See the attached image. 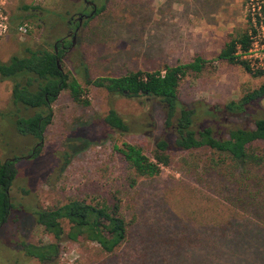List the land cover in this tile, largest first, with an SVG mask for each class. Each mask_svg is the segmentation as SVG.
I'll use <instances>...</instances> for the list:
<instances>
[{
    "label": "rangeland",
    "instance_id": "374dc122",
    "mask_svg": "<svg viewBox=\"0 0 264 264\" xmlns=\"http://www.w3.org/2000/svg\"><path fill=\"white\" fill-rule=\"evenodd\" d=\"M95 5L100 12L82 21L73 47L59 59L63 72L80 86L84 87L81 75L74 72L80 63L94 79L161 70L200 57L206 61L204 68L186 74L177 89L178 100L197 111L195 129L251 126L249 120L237 118L214 123L201 109L235 101L264 81L239 65L215 59L229 35L247 29L246 0H99ZM27 6L31 10L24 11ZM6 13L9 22L7 34L0 38L1 63L24 56L25 49L51 50L56 40L69 42L67 20L85 13V7L82 0H7ZM20 26L25 33L18 31ZM252 41L245 59L252 70L264 71V28L256 30ZM10 90V82L0 81V113L8 110ZM85 96L89 105L83 107L73 103L66 91L59 94L50 105L52 119L41 143L17 134L0 118V160L18 159L8 191L12 210L0 227V264L219 263L224 257L219 247L225 244L214 241L209 226L218 229L230 220L248 222L243 217L247 215L226 200L230 183L212 171L204 173L199 166L205 161L201 152L172 151L168 167L155 177L136 179L131 186L132 171L113 147L133 144L149 157L163 130L160 107L144 98L108 97L92 86L85 87ZM110 108L128 132L103 124ZM259 108L264 113V99ZM255 146L264 151V143ZM33 149H38L36 157L31 156ZM194 163L197 166L191 167ZM71 199L105 204L116 200L128 224L126 241L114 254L97 260L95 244L65 238L49 263L25 257L20 243L53 242L35 223L33 211Z\"/></svg>",
    "mask_w": 264,
    "mask_h": 264
},
{
    "label": "trees",
    "instance_id": "16d2710c",
    "mask_svg": "<svg viewBox=\"0 0 264 264\" xmlns=\"http://www.w3.org/2000/svg\"><path fill=\"white\" fill-rule=\"evenodd\" d=\"M246 4L247 29L229 35L215 59L239 65L251 77H264V71L252 70L243 58L252 46L256 30L264 28V3L246 0ZM23 10L31 9L27 6ZM98 12L96 10L92 17ZM62 44L65 46L56 40L51 50L25 49L24 56H11L7 62H0V81L11 83L9 107L0 113V118L7 120L17 134L41 143L52 119L50 105L62 91L68 93L73 103L83 107L89 105L85 96L88 86L102 89L108 97L144 98L150 105H158L163 114V130L149 157L133 144L122 142L119 147H113L132 171L130 185L133 186L136 179L157 176L162 168L170 165L172 151L201 152L205 161L199 166L204 173L212 171L230 183L232 190L226 200L231 208L247 215L243 217L248 219L245 223L230 220L224 225L227 227L218 229L209 226L214 241L225 244L219 247L224 257L219 263L210 261V264H264V151L255 146L264 143V113L259 108L264 99V81L252 90H245L235 101L201 108L203 116L214 123L237 118L249 120L250 127H226L225 131L210 126L195 129L197 111L178 100L177 89L186 74L201 72L206 64L202 58L195 57L189 63L164 66L156 71H134L119 77L94 79L89 77L86 65L80 63L74 72L81 75L82 87L60 66L59 59L64 54ZM102 122L116 132H128L126 123L111 108ZM37 153L38 149H33L31 156L36 157ZM17 160H0V227L12 210L8 191L16 177L14 163ZM199 161L201 158L197 159ZM195 166V163L191 165ZM32 214L35 223L53 242L20 243L19 246L25 257L39 263H49L56 258L58 243L63 238L95 244L94 260L114 254L127 238L128 224L120 215L116 200L105 204L71 199L64 204L36 209Z\"/></svg>",
    "mask_w": 264,
    "mask_h": 264
},
{
    "label": "flooded vegetation",
    "instance_id": "af4514ba",
    "mask_svg": "<svg viewBox=\"0 0 264 264\" xmlns=\"http://www.w3.org/2000/svg\"><path fill=\"white\" fill-rule=\"evenodd\" d=\"M99 0H82L84 7H85V13H79L76 14V17L70 16L67 20V24L69 25V32L67 33V37H70L69 42L65 43L64 39L58 40V42L64 43L61 45L62 49H64V53H68L73 46H71V40L74 39L75 33L78 29V27L82 24V21L91 18L93 14L96 12L97 8L95 3ZM94 8V11H93ZM93 12L91 17H88V15Z\"/></svg>",
    "mask_w": 264,
    "mask_h": 264
},
{
    "label": "built area",
    "instance_id": "2783aa9c",
    "mask_svg": "<svg viewBox=\"0 0 264 264\" xmlns=\"http://www.w3.org/2000/svg\"><path fill=\"white\" fill-rule=\"evenodd\" d=\"M35 1H40V0H35ZM6 6H7V0H0V38L3 37L4 35H6L8 32L9 20H8V16L6 13ZM18 31L21 33H25V28L23 26H20V27H18ZM253 46H254V42H252V46L249 49V51L247 52V54L243 56L244 59H245V56H247L250 53Z\"/></svg>",
    "mask_w": 264,
    "mask_h": 264
},
{
    "label": "water",
    "instance_id": "95a60500",
    "mask_svg": "<svg viewBox=\"0 0 264 264\" xmlns=\"http://www.w3.org/2000/svg\"><path fill=\"white\" fill-rule=\"evenodd\" d=\"M93 11H94V8H93ZM92 14H93V12H91V13L88 15V17H91ZM73 45H74V39L71 40V46H73ZM56 64H57V67L60 69V66H59L58 60H56ZM28 158H29V156L25 157L24 159H28Z\"/></svg>",
    "mask_w": 264,
    "mask_h": 264
}]
</instances>
